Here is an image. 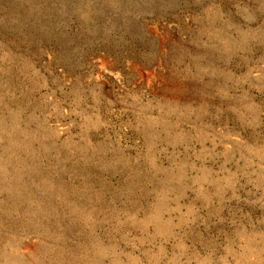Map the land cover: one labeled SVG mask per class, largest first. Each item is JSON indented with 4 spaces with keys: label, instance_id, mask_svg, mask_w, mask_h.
<instances>
[{
    "label": "rangeland",
    "instance_id": "rangeland-1",
    "mask_svg": "<svg viewBox=\"0 0 264 264\" xmlns=\"http://www.w3.org/2000/svg\"><path fill=\"white\" fill-rule=\"evenodd\" d=\"M0 264H264V0H0Z\"/></svg>",
    "mask_w": 264,
    "mask_h": 264
}]
</instances>
